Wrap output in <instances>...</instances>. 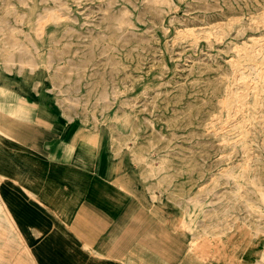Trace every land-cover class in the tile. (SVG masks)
<instances>
[{
  "label": "rangeland",
  "instance_id": "1",
  "mask_svg": "<svg viewBox=\"0 0 264 264\" xmlns=\"http://www.w3.org/2000/svg\"><path fill=\"white\" fill-rule=\"evenodd\" d=\"M9 125L138 187L181 264H264V0H0ZM23 243L0 220V264H28Z\"/></svg>",
  "mask_w": 264,
  "mask_h": 264
},
{
  "label": "crops",
  "instance_id": "2",
  "mask_svg": "<svg viewBox=\"0 0 264 264\" xmlns=\"http://www.w3.org/2000/svg\"><path fill=\"white\" fill-rule=\"evenodd\" d=\"M51 122L55 131L65 127L55 112ZM9 126L0 135V220L22 238L28 264H181L188 258L186 248L178 251L173 223L138 187L106 166L77 163L57 135L44 139L42 154L29 155L22 150L29 125L24 132ZM82 171L89 178L100 174L108 189L85 185Z\"/></svg>",
  "mask_w": 264,
  "mask_h": 264
},
{
  "label": "bare ground",
  "instance_id": "3",
  "mask_svg": "<svg viewBox=\"0 0 264 264\" xmlns=\"http://www.w3.org/2000/svg\"><path fill=\"white\" fill-rule=\"evenodd\" d=\"M0 135H1V132H0Z\"/></svg>",
  "mask_w": 264,
  "mask_h": 264
}]
</instances>
